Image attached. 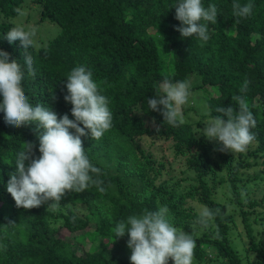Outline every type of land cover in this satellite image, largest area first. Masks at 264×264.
Listing matches in <instances>:
<instances>
[{
	"label": "trees",
	"instance_id": "16d2710c",
	"mask_svg": "<svg viewBox=\"0 0 264 264\" xmlns=\"http://www.w3.org/2000/svg\"><path fill=\"white\" fill-rule=\"evenodd\" d=\"M35 2L42 8L40 20L55 22L58 33L44 46L25 50L18 40L10 44L5 39L17 24L0 21V50L21 65V86L29 102L49 108L58 119L64 114L74 119L72 105L64 100L70 71L78 66L92 71L100 94L109 100L112 127L99 140L90 135L81 140L85 155L100 169L99 176L90 175L103 181L104 191L90 185L81 192H66L55 210L47 203L31 209L17 208L6 187L16 170L15 157L25 143L35 144L34 158L39 157L43 129L36 123L13 127L0 110V245L6 246V250L0 248V264H131L128 236L115 238L114 227L120 221L127 222L129 216L164 205L170 210L173 226L192 234L196 241L193 264H209L213 259L220 264H243L228 237L233 215L213 197L218 183L214 145L198 135L189 120L183 119L177 126L168 124L160 112L151 111L148 98L160 94L159 85L165 78L174 83L186 80L192 73L198 82L192 85L194 89L208 85L216 89L206 99L210 117L221 115L215 112L217 107L232 106L238 111L233 97L244 95L256 120V127L251 129L255 140L246 151L260 159L264 171V0H201L205 8L215 5L218 12L215 23L206 22L207 42L195 35L181 37L176 30L181 26L175 18L178 0ZM234 2L252 3L251 15L235 17ZM22 3L23 0H0V17L15 16ZM25 51L33 58L35 76L28 74ZM245 80L248 87L242 94L240 88ZM222 119L226 121L227 117ZM69 131L74 134L73 129ZM143 136L169 142L174 156L183 159L186 169L194 174L185 189L180 190L177 181L176 187L165 181L157 184L161 172L169 174L170 179L173 176L163 159L144 151L140 143ZM241 156L235 164L231 156H226L228 182L233 202L239 207L248 250L256 253V259L247 264H264V250L258 246L249 220L259 201L249 198L246 183L239 182V166L250 165ZM261 198L264 200V195ZM193 200L221 209L203 232L196 226L199 213L190 206ZM262 216L264 224V213ZM58 220L73 237L58 235ZM83 237L99 243L81 252L78 242ZM168 264L174 262L169 259Z\"/></svg>",
	"mask_w": 264,
	"mask_h": 264
},
{
	"label": "clouds",
	"instance_id": "9594fccd",
	"mask_svg": "<svg viewBox=\"0 0 264 264\" xmlns=\"http://www.w3.org/2000/svg\"><path fill=\"white\" fill-rule=\"evenodd\" d=\"M174 7L175 18L181 22V26L176 29L181 37L195 35L200 41L207 42L209 35L206 22L217 21V7L209 5L205 8L201 0H178ZM232 7L235 17L246 18L251 15L254 5L234 2ZM34 35V28L25 30L23 25H17L6 33L5 39L10 44L18 40L22 48L27 50L33 46ZM24 60L28 74L35 76L33 58L27 51ZM23 75L17 60H10V54L0 50V110L5 113L6 123L13 127L36 123L43 129L39 135V157L34 158L33 143H25L24 149L15 157L16 170L10 174L6 187L16 207L31 209L47 203L48 207L55 210L66 192H81L90 185H95L103 192V181L93 179L90 175L99 176L100 169L93 166L85 155L81 140L87 135L99 140L112 127L109 100L100 94L92 71L85 66H78L67 76V95L64 100L72 105L71 115L74 119H69L68 114L58 119L55 112L42 104L33 106L21 86ZM247 87L248 81L245 80L240 92L246 93ZM159 89L160 94L148 98L151 111L160 112L164 121L172 126L183 123L182 108L189 102L191 81L186 79L173 83L165 78ZM233 99L239 106L238 111L232 106L217 107L215 112L221 115L212 116L205 124L203 133L208 139L222 145L219 151L242 153L255 140L251 129L256 127V120L244 95L234 96ZM222 116H226L227 120L222 119ZM70 129L74 130V134ZM169 211L168 206L164 205L155 211L145 210L140 215L129 216L127 222L116 224L113 229L115 238L125 234L128 236L131 264H168L169 259L174 264H193L196 241L192 234L173 226ZM220 214V208L204 206L196 223L207 228ZM0 248L6 250L4 245H0Z\"/></svg>",
	"mask_w": 264,
	"mask_h": 264
},
{
	"label": "rangeland",
	"instance_id": "374dc122",
	"mask_svg": "<svg viewBox=\"0 0 264 264\" xmlns=\"http://www.w3.org/2000/svg\"><path fill=\"white\" fill-rule=\"evenodd\" d=\"M41 7L35 2V0H23L18 13L13 17H0V21L9 22L17 25H23L25 30L29 28L35 29V35L32 37L34 43L33 47L35 49L44 46L48 43L52 37L58 33V26L55 22L45 19L40 20ZM192 73L188 76V80L191 81V96L189 97V102L185 104L182 108L183 119L189 120L192 123L198 135H203V129L205 124L212 118L208 115V106L206 104V99L208 96H212L216 93V89H212L209 85L201 88L194 89L192 85L198 84L197 78ZM149 122L153 124L151 119ZM207 138V137H206ZM208 139V138H207ZM213 145V160L216 162L215 168V180L218 181L213 188V197L220 203L226 206V212L233 215L234 224L230 226V234L228 237L231 242L235 245L239 256L242 259L243 264L252 262L256 259V253L248 250L249 241L245 235L244 225L238 216L239 207L233 202L234 197L231 192L230 183L228 182V167L226 162V156H231L233 158V163L238 161V155L241 156L242 160H246L250 163L249 166H239V176L240 184L246 183L247 193L244 192V188L239 189L245 194H249V198H254L259 201L258 206L253 214L249 216V220L253 225V232L257 239V244L264 250V224H263V213H264V200L262 196L264 195V171L260 167V159L254 158L252 155H248L247 151L243 154L228 151H219L218 149L222 145L216 140L208 139ZM142 148L145 152H152L154 156L158 159H163L166 168L172 174V179L169 178V174L161 172V175L156 179L157 184L161 181H165L168 186L175 185L178 182V188L180 190L185 189L189 183L193 180L194 174L192 171L186 169L183 159L181 157L174 156L172 148L169 146V142L162 139H155L150 136H143L140 140ZM176 187V185H175ZM182 192V191H181ZM191 203L188 201V204ZM263 205V206H262ZM189 206V205H187ZM190 206L194 207V211L200 212L201 208L204 207L198 202L193 200ZM83 208L82 205L79 206ZM262 216V218H261ZM257 221L254 222V219ZM61 220L56 222L58 226V235L62 238L70 239L73 235L63 228L60 224ZM198 231L203 232L206 228L196 225ZM99 243V240L91 241L88 237H83L80 242H78V247L81 252L89 249H94ZM208 252H211V248H208ZM209 264H220L219 260L213 259Z\"/></svg>",
	"mask_w": 264,
	"mask_h": 264
}]
</instances>
